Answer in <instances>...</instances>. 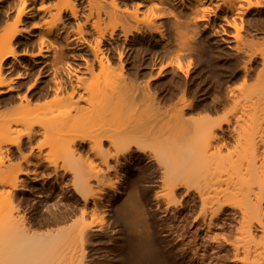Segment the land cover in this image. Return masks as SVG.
<instances>
[{
  "label": "bare ground",
  "instance_id": "obj_1",
  "mask_svg": "<svg viewBox=\"0 0 264 264\" xmlns=\"http://www.w3.org/2000/svg\"><path fill=\"white\" fill-rule=\"evenodd\" d=\"M160 241L264 264V0H0V264Z\"/></svg>",
  "mask_w": 264,
  "mask_h": 264
},
{
  "label": "rangeland",
  "instance_id": "obj_2",
  "mask_svg": "<svg viewBox=\"0 0 264 264\" xmlns=\"http://www.w3.org/2000/svg\"><path fill=\"white\" fill-rule=\"evenodd\" d=\"M194 67H195V66H192V68H194ZM192 68H191V69H192ZM192 70H193V69H192ZM193 71H194V70H193ZM15 81H16V79H15ZM213 82H214V79H213ZM3 103H4V102H3ZM3 103H1V104H3ZM2 109H3V107H2ZM61 152H62V151H61ZM61 152L58 151V153H57L56 155L54 154L56 157L60 158V160H61V157L64 158L63 155L65 156V154H67V153H65V152H62V153H61ZM148 171H149V172H148ZM148 171L146 170V173H148V174L145 173L146 176L144 177V178L146 179V181L148 182V184L146 183V181H145L144 178H141V179H143V180H141V183H140V182L137 183V185H138V186H141V185L143 186V184L146 183V184H144V186L147 185L146 187H147V188L149 187V188H148V189H149V192L151 191V193H152V191H153V189H154V185H152L153 182L149 180V179H150V176H151V171H150V170H148ZM149 174H150V175H149ZM148 175H149V176H148ZM142 177H143V176H142ZM147 179H148V180H147ZM142 181H143V182H142ZM148 185H149V186H148ZM150 185H151V186H150ZM152 188H153V189H152ZM156 216H157V215H156ZM154 217H155V216H154ZM157 217H158V216H157ZM153 220H154V222H153ZM156 220H158L156 217H155L154 219H152V222H153V223H157V224H158V225H157V224H154V227H153V228H154V231H155V229H157V228L159 229V222H160V221H159V220L156 221ZM153 223H152V224H153ZM155 225H156V226H155ZM158 229L155 231V232L158 231V232H157L158 234H156L157 236H159V230H158ZM158 240H159V239H158ZM160 243H161V244H160ZM175 243H176V242H175ZM158 245H160V246H161V249H163V250L160 249V250L162 251V254H163V256H161V257H164L163 259H165V260L168 258L167 261H164V264H167V263H169V264H186V263H184V261H182L181 258H180V251H179V249L181 250V248L177 247V246H178L177 243L175 244L176 246H175L174 244H172V248H169L168 251H167V249H165V253H164V248H163V246H162L163 243L160 241V242H158ZM173 245H174L175 247H174ZM108 246H110V244H107L106 242H104V241H102V240H98V241L96 242V244L94 245V248H93V249H95L94 251L101 252L102 250H104V248H107ZM160 246H159V248H160ZM177 251H179V254H178ZM167 253H168V254H167ZM162 254H161V255H162ZM164 254H165V255L167 254V255H166L167 258L165 257ZM161 257H160V258H161ZM150 261H151V260H150ZM150 261H148V263L146 262V263H144V264H154V262H156V261H154V262L151 261V262H152V263H151ZM158 261H159V260H158ZM149 262H150V263H149ZM165 262H166V263H165ZM95 263H96V262H95ZM156 263H158V262H156ZM156 263H155V264H156ZM96 264H97V263H96ZM158 264H159V263H158Z\"/></svg>",
  "mask_w": 264,
  "mask_h": 264
}]
</instances>
